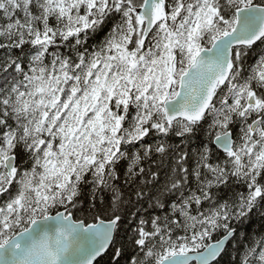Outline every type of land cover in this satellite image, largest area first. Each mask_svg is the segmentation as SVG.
Segmentation results:
<instances>
[{
	"label": "snow or ice",
	"instance_id": "snow-or-ice-1",
	"mask_svg": "<svg viewBox=\"0 0 264 264\" xmlns=\"http://www.w3.org/2000/svg\"><path fill=\"white\" fill-rule=\"evenodd\" d=\"M0 264H264V0H0Z\"/></svg>",
	"mask_w": 264,
	"mask_h": 264
}]
</instances>
